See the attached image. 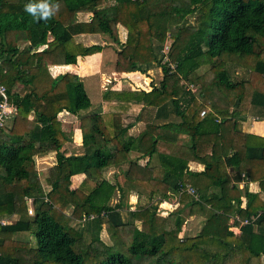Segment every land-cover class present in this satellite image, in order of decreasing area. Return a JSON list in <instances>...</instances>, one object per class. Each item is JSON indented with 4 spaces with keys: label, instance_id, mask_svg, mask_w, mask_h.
<instances>
[{
    "label": "trees",
    "instance_id": "1",
    "mask_svg": "<svg viewBox=\"0 0 264 264\" xmlns=\"http://www.w3.org/2000/svg\"><path fill=\"white\" fill-rule=\"evenodd\" d=\"M102 1L54 0L71 16L85 11L93 14L88 24L77 25L80 31L104 34L118 42L116 26L126 30L125 43L117 52L116 72L143 74V66L151 64L161 69L162 80L150 92L115 96L127 103L152 105L166 98L169 108L164 124L148 127L133 138L115 113L80 115L91 102L79 78L65 74L52 79L45 72L48 65H74L77 57L99 53L101 48L74 44L73 31L79 32L64 26L58 10L47 21L34 20L24 11L27 0H0V85L17 108L14 120L0 129V215L13 211L27 216V199L33 200L35 212L5 232L24 231L34 237L29 264H264V200L245 187L248 181L258 182L264 192V138L242 134L229 114L230 109L244 112L249 106L264 112V0H113V6L99 9ZM195 14L194 25L188 24L186 18ZM168 20L177 24L168 52L176 64L173 74L159 58L166 41L158 24ZM18 42L29 46L19 50ZM47 56L49 61L43 64ZM205 65L211 76L203 78L208 86L201 98L209 90L222 96L221 105L212 97L219 119L209 113L200 119V110L191 111L195 95L179 87L180 80L196 84V71ZM234 67L242 68L247 77L233 80L230 69ZM151 96L153 99L146 100ZM62 111L79 116L81 155L66 154L74 143L72 136L60 131L57 115ZM158 130L162 135L156 140L151 131ZM177 134L188 136L195 152L199 141L212 134L211 155L195 154L204 162L203 172H190L196 176L189 185L197 198L178 195L179 187L188 184L184 181L189 173L187 161L168 156L157 145L159 140L175 142ZM132 151L148 161L155 158L160 166L152 169L146 165L142 173L135 165L129 166L125 183L129 187L145 184L147 195L139 211L129 210L123 220L120 212L128 205L123 202L122 189L108 182L103 173L129 162ZM46 152L55 153V165L47 170V192L34 160ZM227 169L234 175L228 176ZM78 174L86 178L70 191V178ZM241 182L244 186L239 189ZM117 190L119 201L112 206ZM168 191L179 199L190 198L189 208H197L203 215L205 221L197 235L180 238L183 219L170 215V228L166 225L169 216L157 215L159 202ZM68 207L72 208L70 215L64 213ZM91 214L97 217L89 221ZM71 219L82 222L81 228H74ZM233 220L246 222L239 236L229 231ZM103 227L112 245L102 243ZM9 262L0 257V264H19L16 259Z\"/></svg>",
    "mask_w": 264,
    "mask_h": 264
},
{
    "label": "crops",
    "instance_id": "2",
    "mask_svg": "<svg viewBox=\"0 0 264 264\" xmlns=\"http://www.w3.org/2000/svg\"><path fill=\"white\" fill-rule=\"evenodd\" d=\"M61 4V3H59ZM115 3L113 0H103L100 3L99 9L107 8L110 6H113ZM107 5V6H106ZM64 7V6H62ZM57 8L58 11L61 12V16L64 18V23H66V26H69V30L75 28L76 32L73 31V37L72 40L74 44H80L83 47H90V46H99L101 48L99 53H95L86 57H77L76 63L74 65H48L47 66V73L45 72V75L48 74V77L54 79L57 76H62L65 74H72L73 76L79 78L80 82L82 83L84 90L90 99L91 107L86 112H81L80 115H97V114H103V113H115L116 115L120 116V122L122 127L128 126V136L136 138L141 133H143L148 127L151 130L154 128V126H159L164 124V116L167 113V110L169 106H167L166 100L159 101V104L155 103L154 105L148 104L144 101H129L128 103L123 100H118L115 96L116 93H123V92H150L153 86H156L161 80H162V71L156 64H151L149 66H143V70L145 72L142 74L140 72H137L143 78H146L148 76H152L153 72H156L155 74L160 76L158 81H153L149 78V84L144 85V88H138L139 86L132 80V76L134 73H120L116 72L115 70V63H116V57L117 52L121 51L125 39H126V30L121 26L117 25V35H118V42L112 41L107 35L99 34V33H87V31H80L77 25H86L88 24L93 14L89 13L87 11L85 12H78L74 15L68 14L66 12L65 8ZM83 29V28H82ZM52 40V37L48 35L47 42H50ZM28 42H18L17 47L19 50H22L25 47H28ZM38 49L37 51H39ZM46 62L49 61V57L47 56ZM200 69V68H199ZM198 69V70H199ZM233 69V68H231ZM238 68L234 67L233 70H236L235 75L239 76L240 78H246L247 73L242 71H237ZM197 70V71H198ZM54 71V72H53ZM196 71V72H197ZM158 73V74H157ZM154 74V73H153ZM181 82V81H180ZM153 85V86H152ZM194 87V86H193ZM105 95V98H104ZM195 98L196 97V91L194 93ZM154 96L146 98V100L153 99ZM154 100H157L154 98ZM206 101L208 103L211 102V107L214 104L212 101V97H205ZM158 101V100H157ZM166 103V108H164L163 104ZM161 106H163L161 108ZM205 108V107H204ZM161 109H165V112H158ZM206 109V108H205ZM204 111V110H203ZM206 111H208L206 109ZM214 115L217 119L219 117L217 116L218 112H206L207 114ZM229 114L233 115L234 121L237 124L238 130L242 134H250L254 136H259L264 138V112L262 110L249 106L244 112H240L239 110L232 112V109H230ZM32 115L29 116V120H31ZM202 117H200L201 119ZM203 119V118H202ZM176 120V118H175ZM57 121L60 124V131L64 133V135H67L69 137H73V147L70 148L66 154L68 155H81L83 153L82 146H81V135L79 130V116L72 115L66 111H62L57 115ZM178 121V120H176ZM205 126V125H204ZM211 127V126H210ZM160 131H151V135L154 137V139L157 140V137L160 135ZM79 134L80 141H76V135ZM184 136L183 138L185 139ZM207 138L212 137L211 135L203 137L201 140H203L202 143H198L196 146V150L198 152H195V150H192L193 148L191 144L185 143L183 141H180L181 138L177 139L175 138V142L173 140L169 141V144L165 145L163 142L164 140L157 141L158 147L162 146L164 147V150L166 154H169L170 157H176L180 158L182 160L187 161V171L189 172L188 175H184L187 183L189 181L188 178L192 179V182L196 176L190 174L191 173H197L200 174L204 170V162L200 161L195 157V154H198L200 157H206L203 152L204 148L206 146V140ZM189 138V137H188ZM211 140V139H210ZM172 142V143H171ZM210 143V141H209ZM162 144V145H161ZM211 145V144H210ZM207 147V153H205L208 157L211 155V147ZM231 152H228V155H230ZM130 161L127 163H123L117 166H111L103 173V177L112 184H119V188L122 189V195L124 197L123 202H127L128 207L125 209H122L120 212V216L124 219V217L127 216V213L129 210L131 212H137L139 211V204H145L143 200V196L147 195V192L145 189V184H133V187H129L125 183V174L127 170L129 169V166L135 165L137 167V171L142 173L144 169L152 168L156 169L159 168L160 164L159 161H157L155 158L148 161V158L146 157H140V154L136 151L130 152ZM35 160V169L37 171V175L39 178V181L41 183V186L45 192L50 190L49 185L47 184V170L50 167H53L55 165V153L54 152H46L44 154H40L34 157ZM148 166L145 168V166ZM228 176L234 175L231 169H227ZM76 178V181L72 188V179ZM86 178V175L84 174H78L75 176H72L70 178V186L69 190L74 191L78 188V186L81 184V182ZM145 179V178H144ZM191 184V183H189ZM249 184V185H248ZM238 188L242 189L244 186V183H238ZM249 192L254 194H259L260 198L262 199V196H264V192L260 189L258 182H247ZM244 187V188H245ZM128 195H127V192ZM243 191V190H242ZM119 192L116 191L114 197L111 199L110 204L115 205L119 201ZM179 198L176 194L171 193L170 191L167 192L166 198L160 200L159 202V212L161 211V207L163 204L169 203L168 200H172L173 198ZM173 210L169 211L166 216L161 217H167L170 215L179 216L182 218V214L187 211L189 214L188 219L185 221V219L182 222L181 228H183V233L180 238H183L187 232L188 228L186 229L187 223H190L191 221L197 220V223H199V227L201 228L204 223V217L201 214H197L194 211V208L191 209L187 205H181L179 208V202L177 201L175 203ZM26 205L28 207H33V200L27 199ZM245 204H242V207H244ZM71 207H68L67 210L70 211ZM34 209V207H33ZM28 210V209H27ZM26 210V211H27ZM193 210V211H192ZM28 217L24 215L17 214V212H9L5 215H0V221H3L5 224L0 226V257L4 256L10 260L9 263L13 262L15 259L19 261V264H29L28 255L29 251L33 250L35 248V239L30 235L29 232H15V233H7L5 232V228L8 226L15 225L20 220H27ZM236 223V222H235ZM238 225V223H236ZM137 225V224H136ZM138 227V226H137ZM188 227V226H187ZM105 228V227H103ZM84 229V226L82 227ZM86 230V231H85ZM83 230V234L85 239L88 238L89 232L87 231V228ZM103 231V230H102ZM100 232V235L102 233ZM186 231V233H185ZM239 236V235H237ZM192 237V236H187Z\"/></svg>",
    "mask_w": 264,
    "mask_h": 264
},
{
    "label": "rangeland",
    "instance_id": "3",
    "mask_svg": "<svg viewBox=\"0 0 264 264\" xmlns=\"http://www.w3.org/2000/svg\"><path fill=\"white\" fill-rule=\"evenodd\" d=\"M105 2H106V0H105ZM63 5L62 4H58L57 5V8H61ZM100 6V5H99ZM107 6V5H106ZM63 9H64V7H62ZM195 17H196V14L195 15H191V16H188L187 18H186V22L188 23V24H193L194 25V23H195ZM177 23H178V21H177ZM176 21L175 20H168V21H166L165 23H161V24H158V28H159V31L160 32H162V31H164L165 32V39H164V41H166V44L169 46V48H170V46H171V44H172V42H173V38H174V36L176 35V33H177V30H176ZM178 28V27H177ZM154 43V41L152 42V44ZM163 50V47H162V49H161V51ZM160 56L162 57V53L160 52V55H159V58H160ZM44 63H46V59H44L43 60V64ZM234 69V68H233ZM233 69H230L231 70V75H232V79L233 80H237L238 78H239V76H236L235 75V72H236V70H233ZM209 65H205V66H202L197 72H196V76H195V78L197 79V80H199V81H197L196 82V84H194L193 86V89L196 91V97H197V99L195 100V106L193 107V105H192V107L193 108H191V111H199L200 110V112H202L203 110L205 111V112H207L206 111V109L208 110V112H214V108L213 107H211V102L210 103H208V101H206V100H202V98H201V93H202V90L203 89H205V88H207V84L206 83H204L203 82V78L204 77H207L208 78V80L210 79V76H211V74L209 73ZM243 69L242 68H239L238 67V69H237V71H242ZM131 73H134L133 74V76L131 77L132 78V80H134V82H136V84L139 86L138 88H144L145 86L144 85H148L149 84V79H151V80H153L154 82L155 81H158L160 78V76H158V75H160V74H158V75H156L155 73L156 72H153L152 73V76H148V77H146V78H143V76H141L140 74H138L137 72H131ZM147 78H149V79H147ZM181 82L179 83V87H182L183 88V90H185V87H184V84H183V81L182 80H180ZM206 96L209 98V97H213V98H215L216 99V101H217V103L219 104V105H221V103H222V101H223V98H222V96L218 93V92H216V91H211V90H209V91H206ZM205 96V97H206ZM163 100H167L166 98H164ZM201 107H203L202 109H201ZM206 109H205V108ZM201 117V116H200ZM181 122V121H180ZM160 134H162V131H160ZM185 135H179V134H177V135H175V137L177 138V139H179V138H181L180 139V141H183V142H185V143H188V144H191L192 145V142H191V139L190 138H188V136L187 137H185V139L183 138ZM212 137H210V138H207L206 137V140L208 141V142H206V146H205V148H204V152H203V154L206 156V157H208L205 153H207V147L209 148V146L208 145H210V143H209V141H210V139H211ZM76 141L77 142H79L80 141V138H79V134L77 133V135H76ZM163 142H165L164 144L165 145H167V144H169V142L168 141H166V140H164ZM203 142V140H200L199 141V143H202ZM211 142H213V141H211ZM162 145V144H161ZM161 147V146H160ZM210 147H211V145H210ZM162 148V147H161ZM205 157V158H206ZM36 166V165H35ZM38 174V173H37ZM47 175H48V173H47ZM188 181H189V183H193L192 182V179L191 178H188L187 179ZM76 181V180H75ZM194 182H195V180H193ZM203 181V180H202ZM201 181V182H202ZM47 182V181H46ZM189 183H188V185H189ZM262 196V200H264V196L263 195H261ZM173 199L172 200H168V202L169 203H167V204H163V206L161 207L162 209H161V211L157 214L159 217H161V216H166L167 214H168V212L169 211H171V210H173L172 208L174 207V205H176L175 203L178 201L179 202V208H180V206L181 205H187L188 206V202H189V199L190 198H183V199H179V198H174V197H172ZM189 207V206H188ZM71 210H72V208H70V211L69 210H65L64 211V213L66 214V215H70V213H71ZM194 211L197 213V214H201L200 213V211L197 209V208H194ZM26 214H27V211H26ZM27 216H28V214H27ZM188 217H189V214H188V212L187 211H185L183 214H182V219L184 220L185 219V221L188 219ZM162 218H164V217H162ZM165 218H167V217H165ZM168 222L166 223V225L168 226V227H170V228H172L173 227V217H168ZM235 222L236 221H231L230 223L232 224L231 226L233 227V230H234V234H236L235 233V231H236V226H237V224H235ZM71 224L74 226V228H77V229H79V228H81V224H82V222H79L78 220H74V219H71ZM80 225V227H78ZM137 226L138 227H140V223H138L137 224ZM188 226V227H187ZM187 226H186V229L188 228V232H187V234L183 237V238H185V237H187V236H195V235H197V233L199 232V230H200V227H199V223H197V220L195 219V221H191L190 223H187ZM183 227V226H182ZM183 228H181V231H180V233L178 234V236L179 237H181L182 236V233H183ZM185 233H186V231H185ZM237 236V235H236ZM100 239L102 240V243L103 244H106V245H112L113 243H112V241H111V238H109V236H108V232L105 230V228H103V231H102V233H101V235H100Z\"/></svg>",
    "mask_w": 264,
    "mask_h": 264
},
{
    "label": "built area",
    "instance_id": "4",
    "mask_svg": "<svg viewBox=\"0 0 264 264\" xmlns=\"http://www.w3.org/2000/svg\"><path fill=\"white\" fill-rule=\"evenodd\" d=\"M168 52H169V46L165 43V45L163 46V50L161 51L162 53L161 64L165 66L169 74H173L175 73V70H176V64L170 61L168 57ZM183 84L187 92L191 94L195 93V90L193 89L192 85L186 84L184 81H183ZM205 114H206L205 111L200 112V116L202 118L205 116ZM16 115H17V108L11 103L7 95L5 87L3 85H0V129L4 128L8 122L14 120ZM182 194H187V195L193 196L194 198H197V194L195 193V190L188 184L179 187L178 195H182ZM29 208L30 209L27 210V214L28 216H33L35 214L34 209L33 207H29ZM103 215L104 214L102 213L101 216ZM96 217H97L96 215L91 214L87 217V219L91 221L95 219ZM234 221H237V220H233V222ZM245 223L246 222L238 223V225L236 226V231H235L236 234L233 233L234 230H233V227L231 226L232 224L230 223L229 231L232 232L234 235H239L240 227ZM4 224L5 223L3 221H0V226Z\"/></svg>",
    "mask_w": 264,
    "mask_h": 264
},
{
    "label": "clouds",
    "instance_id": "5",
    "mask_svg": "<svg viewBox=\"0 0 264 264\" xmlns=\"http://www.w3.org/2000/svg\"><path fill=\"white\" fill-rule=\"evenodd\" d=\"M57 4L54 0H27L24 11L30 14L34 20L47 21L55 15Z\"/></svg>",
    "mask_w": 264,
    "mask_h": 264
}]
</instances>
